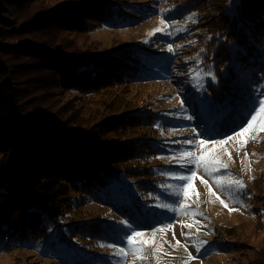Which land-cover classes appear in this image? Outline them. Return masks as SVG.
Segmentation results:
<instances>
[{
	"label": "trees",
	"instance_id": "trees-1",
	"mask_svg": "<svg viewBox=\"0 0 264 264\" xmlns=\"http://www.w3.org/2000/svg\"><path fill=\"white\" fill-rule=\"evenodd\" d=\"M163 1L176 12L195 11L194 53L211 75L190 99L207 109L215 133L220 123L229 132L264 92V0H0V54L12 62L0 66V252L40 243L80 253L74 241H87L90 250L94 240L114 238L116 223L98 215L73 220L78 207L94 202L123 211L130 200L119 209L112 198L122 185L156 195L151 159L165 149L157 143L159 110L128 91L156 69L170 71L176 58L151 43L115 51L77 41L101 26L138 25L158 14ZM24 57L26 65L17 63ZM17 77L43 87L44 96L59 97L51 91L63 88L81 105L99 103L108 113L92 125L96 130L69 129L41 108L40 98L36 109L25 107ZM101 131L116 133L105 138Z\"/></svg>",
	"mask_w": 264,
	"mask_h": 264
},
{
	"label": "rangeland",
	"instance_id": "rangeland-1",
	"mask_svg": "<svg viewBox=\"0 0 264 264\" xmlns=\"http://www.w3.org/2000/svg\"><path fill=\"white\" fill-rule=\"evenodd\" d=\"M174 8L175 5L163 1L158 14L138 25L121 28L101 26L77 41L78 44L85 43L115 51L126 43H151L150 45L157 47L156 51L173 54L172 61L176 58L178 64H174L175 67L170 71L156 69V76L136 85L139 89L128 91L138 101L146 102L159 110L157 143L165 149L161 155L151 159L155 164L154 173L150 175L155 177L154 184L158 186L154 189L156 195L151 190L140 192L129 185H122L113 193L112 198L115 202L119 201V209L126 206L121 205L124 200H130V205L123 211H115L94 202L78 207L73 220H85L91 215H98L97 217L116 223L110 229L114 238L110 241L94 240L88 246L90 250L86 248L87 241L84 246L74 241V246L81 248L78 251L80 253H70L61 244L47 248L39 243L36 249L30 246L1 251L0 264H264V132H254L257 139L249 140L244 147L236 139L229 141L223 148H218L216 155L228 164V168H220L208 174L202 166L199 167L196 178L192 181L195 191L190 190L187 201L181 190L185 182L176 178L189 175L190 170L196 169V165L186 157L182 159L183 152H202L204 149L197 147L201 139H222L224 137L221 134H231L233 128L228 132L226 126L220 123L222 127L215 133V127L206 118L207 109L199 111L198 105L192 106L190 98L203 88L208 77V65L201 62L200 56L194 53L197 41L193 34L198 29L193 26L195 11L180 13L181 11H174ZM157 29L162 30L156 31ZM161 35H166L169 39L158 37ZM68 37L71 35L68 34ZM160 40L161 45L158 46ZM25 59L24 57L17 63L24 64ZM0 61V66L5 69L6 65L12 64L1 54ZM171 80L175 81L170 82ZM15 82L23 90L25 107L34 110L41 105V108L52 112L57 119L65 120L69 129L90 128V131L93 124H101L104 120L98 117L108 113L107 107L100 106L99 103L93 106L81 105V102L71 99L70 92L67 93L63 88L51 91L61 95L59 97L44 96L43 87L36 86L32 81L17 77ZM126 90L127 88L121 92ZM37 99L39 105L35 101ZM260 99H264V92L258 100ZM243 116L239 120L242 121ZM113 133L116 132L101 131L105 138ZM188 140L192 143L185 142ZM207 147L211 148V145ZM148 164L150 163H141ZM220 177L225 181L242 180L245 187L237 188L226 182L221 186L216 183V178ZM208 185L230 208L237 210L229 211L216 196H210ZM185 203L189 207L181 210V205ZM161 228L166 231H159ZM133 230L145 234L138 239L150 241L154 237V242L146 244L142 252H135L134 246L127 241ZM177 240L180 241L179 245H176ZM41 247L46 249L45 253ZM121 248L125 249L127 255L120 253ZM141 256L145 258L142 259Z\"/></svg>",
	"mask_w": 264,
	"mask_h": 264
},
{
	"label": "snow or ice",
	"instance_id": "snow-or-ice-1",
	"mask_svg": "<svg viewBox=\"0 0 264 264\" xmlns=\"http://www.w3.org/2000/svg\"><path fill=\"white\" fill-rule=\"evenodd\" d=\"M161 30L162 29H157L156 31H161ZM208 75H211V73H208ZM213 79H215L214 76H213ZM223 116H224L223 112H218L216 118L219 120V119L223 118ZM254 132H264V99H260L256 102V106L252 107L251 110L247 112V115L243 118V120L240 123L236 124V127L233 128L231 134H221V135H223L224 138L219 139V140H215V139L203 140V139H201L198 142L197 147L204 149V151H202V152H199V153L192 152V151L183 152L182 153V159L186 157L190 163L196 165V169L190 170L189 175H181V176L176 177L177 179L185 182L181 188L183 195H184V198H185V201H187L189 199L190 190L195 191L194 186L192 184V181L196 178V170H198L199 167L202 166L206 173L212 174L220 168L227 169L228 164L224 163L216 155V150L218 148H223L225 145L228 144L229 141L236 140V139H239L240 146L244 147V146H246V144L249 140L257 139V136L253 135ZM185 142L188 144L192 143L191 140H188ZM209 144L211 145V148L207 147V145H209ZM225 151H227V149H225ZM228 155L231 158L230 152L228 153ZM246 155H252V154H246ZM225 182L229 185H235L237 188L242 189L245 187L242 180H234L233 179V180L225 181L223 177L216 178V183L221 185V186H223ZM203 183H205L206 185L208 184L207 181H203ZM208 193L210 196H216V198L220 200V203L224 207L229 208V211H236L237 210V209L230 208L228 203L225 200L220 199V197L215 192H213L211 185H208ZM196 194L198 195V193H196ZM187 207H189V205L187 203L182 204L181 210H184ZM192 214L196 215L195 212H193ZM125 223H127V222L125 221ZM169 227H173V226L169 225ZM188 227L191 228V225H188ZM159 231H166V229L161 228V229H159ZM154 232H155V230H154ZM144 235L145 234L142 232H137V231L133 230L131 235H129L127 237L128 243L130 245L134 246V250L137 253L142 252L144 250V247L146 244L154 242V237H153V240H150V241L138 239L140 237H143ZM179 244H180V241L177 240L176 245H179ZM159 247H162V245L158 246L157 251H159ZM120 253L123 255H127V253L125 252V249H123V248L120 249ZM189 255H191V254H189ZM141 258L143 259L145 257L141 256Z\"/></svg>",
	"mask_w": 264,
	"mask_h": 264
}]
</instances>
